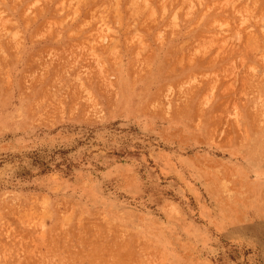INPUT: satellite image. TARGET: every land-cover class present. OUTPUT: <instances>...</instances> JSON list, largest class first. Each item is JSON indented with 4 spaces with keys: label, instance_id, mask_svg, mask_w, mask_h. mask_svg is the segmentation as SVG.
I'll list each match as a JSON object with an SVG mask.
<instances>
[{
    "label": "rangeland",
    "instance_id": "obj_1",
    "mask_svg": "<svg viewBox=\"0 0 264 264\" xmlns=\"http://www.w3.org/2000/svg\"><path fill=\"white\" fill-rule=\"evenodd\" d=\"M0 264H264V0H0Z\"/></svg>",
    "mask_w": 264,
    "mask_h": 264
}]
</instances>
